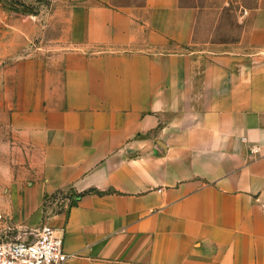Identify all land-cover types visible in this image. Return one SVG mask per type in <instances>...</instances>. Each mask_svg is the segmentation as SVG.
I'll return each instance as SVG.
<instances>
[{"label": "crops", "instance_id": "0c3cea01", "mask_svg": "<svg viewBox=\"0 0 264 264\" xmlns=\"http://www.w3.org/2000/svg\"><path fill=\"white\" fill-rule=\"evenodd\" d=\"M238 2L218 41L181 0L71 1L60 53L5 71L14 226L62 229L63 264H264V0Z\"/></svg>", "mask_w": 264, "mask_h": 264}, {"label": "rangeland", "instance_id": "374dc122", "mask_svg": "<svg viewBox=\"0 0 264 264\" xmlns=\"http://www.w3.org/2000/svg\"><path fill=\"white\" fill-rule=\"evenodd\" d=\"M73 0H0V100L3 99L6 81L12 82V71L24 60L47 58L59 54L66 30L62 27L67 6ZM118 4L136 3L140 0H113ZM249 0H244L247 2ZM183 4L197 5L204 9L199 13L195 26L197 40H234L241 26L238 19V0H181ZM24 65V66H23ZM9 79V80H8ZM0 229L3 219H11L1 208ZM6 216V217H5ZM10 232L11 236L22 231H35L25 227ZM29 237H32V235Z\"/></svg>", "mask_w": 264, "mask_h": 264}, {"label": "built area", "instance_id": "2783aa9c", "mask_svg": "<svg viewBox=\"0 0 264 264\" xmlns=\"http://www.w3.org/2000/svg\"><path fill=\"white\" fill-rule=\"evenodd\" d=\"M1 222L0 264H63L71 256L64 251L62 229L42 224L35 231H22L23 237L11 236L8 233L20 229L11 219Z\"/></svg>", "mask_w": 264, "mask_h": 264}, {"label": "trees", "instance_id": "16d2710c", "mask_svg": "<svg viewBox=\"0 0 264 264\" xmlns=\"http://www.w3.org/2000/svg\"><path fill=\"white\" fill-rule=\"evenodd\" d=\"M79 195H81V194H78L77 196H79Z\"/></svg>", "mask_w": 264, "mask_h": 264}]
</instances>
